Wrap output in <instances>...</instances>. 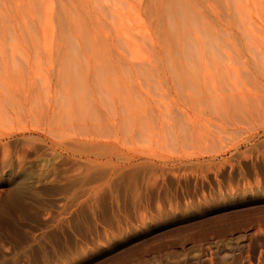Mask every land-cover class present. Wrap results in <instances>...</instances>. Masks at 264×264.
<instances>
[{"label":"rangeland","instance_id":"rangeland-1","mask_svg":"<svg viewBox=\"0 0 264 264\" xmlns=\"http://www.w3.org/2000/svg\"><path fill=\"white\" fill-rule=\"evenodd\" d=\"M241 4L0 0V264H264Z\"/></svg>","mask_w":264,"mask_h":264},{"label":"bare ground","instance_id":"bare-ground-1","mask_svg":"<svg viewBox=\"0 0 264 264\" xmlns=\"http://www.w3.org/2000/svg\"><path fill=\"white\" fill-rule=\"evenodd\" d=\"M175 4H179V0H174ZM241 2V1H240ZM245 2V5L244 4H241L242 6L244 5L246 8H247V11L248 12V9H250L249 11L251 12H255V18L258 19V21L262 22V24H264V0H244ZM185 4V3H184ZM12 5V4H11ZM183 5V4H182ZM181 7V5H180ZM244 9V7H243ZM246 10V9H245ZM188 14V13H187ZM248 15H250V13H246ZM252 14V13H251ZM188 20H192V21H196L195 17H193L190 13L188 14ZM254 15V14H253ZM249 17V16H248ZM251 18V17H249ZM252 19V18H251ZM251 21H254V20H251ZM257 21V20H256ZM254 23L256 24V22L254 21ZM254 24V25H255ZM138 39V38H137ZM88 116V115H87ZM99 119V118H98Z\"/></svg>","mask_w":264,"mask_h":264}]
</instances>
